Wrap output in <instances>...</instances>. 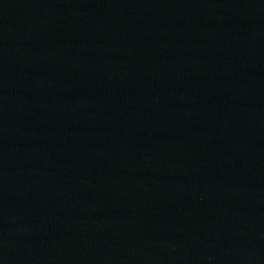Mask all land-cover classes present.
<instances>
[{
  "label": "water",
  "instance_id": "water-1",
  "mask_svg": "<svg viewBox=\"0 0 264 264\" xmlns=\"http://www.w3.org/2000/svg\"><path fill=\"white\" fill-rule=\"evenodd\" d=\"M0 264H264V0H0Z\"/></svg>",
  "mask_w": 264,
  "mask_h": 264
}]
</instances>
